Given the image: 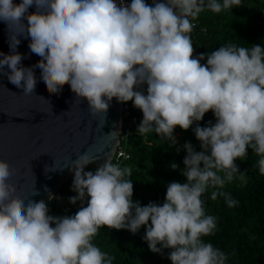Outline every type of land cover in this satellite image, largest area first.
<instances>
[{"label":"clouds","instance_id":"obj_1","mask_svg":"<svg viewBox=\"0 0 264 264\" xmlns=\"http://www.w3.org/2000/svg\"><path fill=\"white\" fill-rule=\"evenodd\" d=\"M240 5L241 0H0L12 53L0 52V75L24 95L35 93L34 69L39 68L49 94L58 95L68 85L77 100L87 101L93 116L106 119L114 98L133 102L143 114L137 133L154 131L173 146L177 127L188 131L209 111L216 118L214 125L195 127L202 151L184 145L181 174L187 183H170L162 205L133 201L130 168L106 160L85 171L95 162L85 152L72 162L76 195L69 202L87 198L86 206L73 216H52L45 201L26 202L15 195L8 182L15 169L0 160V264H113L92 242L99 229L135 235L142 226L149 250H170L172 264H226L225 253L203 239L214 235L217 222L206 215L201 197L237 174L244 179L235 161L245 160L248 149L260 157L264 175V47L227 43L202 64L205 54L194 55L189 18L197 19L205 9L218 14ZM31 7L35 12L29 13ZM20 35L30 38L31 53L41 57L33 67L21 65ZM218 195L230 208L237 203L224 192L214 191L211 198Z\"/></svg>","mask_w":264,"mask_h":264},{"label":"trees","instance_id":"obj_2","mask_svg":"<svg viewBox=\"0 0 264 264\" xmlns=\"http://www.w3.org/2000/svg\"><path fill=\"white\" fill-rule=\"evenodd\" d=\"M196 21L198 24L191 32V40L194 55L205 54L202 64H206L207 54L227 43L264 47V0H241L239 7L234 6L218 14L205 9ZM215 123L216 118L209 111L199 125L194 123L188 131L177 127L175 133L179 137L174 146L154 131L121 140V146L129 158L119 163V166L131 169L128 179L133 182V201L139 202L141 206L149 203L162 205L170 183H187L186 177L181 174L185 169L183 161L187 155L184 145L190 143L194 151L201 152V144L196 139L194 129ZM259 159L248 149L245 160L235 161L239 171L245 173L244 179H239L237 174L231 183L226 182L220 189L209 188L201 197L206 215L216 217L217 222L214 235L203 239L225 253L226 264H264V175L259 171ZM111 162L116 164L114 160ZM173 163L177 165L176 170L171 168ZM95 169L90 166L84 170ZM220 175L223 177V173ZM73 180L74 177L55 195L57 198L62 197V204L56 203L54 198L47 202L49 215L73 216L81 204L85 203L86 206L87 198L75 205L69 202V198L76 195L72 190ZM214 191L227 193L237 202L236 205L230 208L225 197L220 195L213 200L211 197ZM145 232L144 226L135 235L126 229L102 227L92 242L113 258V264H172L168 259L170 250L165 249L162 254L149 250L144 240Z\"/></svg>","mask_w":264,"mask_h":264},{"label":"water","instance_id":"obj_3","mask_svg":"<svg viewBox=\"0 0 264 264\" xmlns=\"http://www.w3.org/2000/svg\"><path fill=\"white\" fill-rule=\"evenodd\" d=\"M35 10L31 7L29 13ZM24 23L27 24L26 19ZM15 30L22 28L17 26ZM17 38L20 44L16 51L24 56L21 65L33 67L41 57L31 53L30 38ZM0 52L12 54L8 27L2 21ZM34 72L37 85L31 95H24L22 88L11 84L6 75H0V160L15 169L8 182L14 184L16 196L26 202L47 203L50 194L55 197L72 180V162L79 155L87 152L94 156L95 162L87 167L96 169L106 160L111 161L120 139L121 108L114 98L106 119L93 116L87 101L77 100L68 85L60 94L51 95L41 80V70L35 68ZM54 167L63 170L52 171Z\"/></svg>","mask_w":264,"mask_h":264},{"label":"built area","instance_id":"obj_4","mask_svg":"<svg viewBox=\"0 0 264 264\" xmlns=\"http://www.w3.org/2000/svg\"><path fill=\"white\" fill-rule=\"evenodd\" d=\"M119 2V0H118ZM124 2L130 3L131 0H124ZM149 4L153 2V0H147ZM193 23L194 27L192 32L197 27V21L192 20L189 18ZM146 94V87L144 88ZM121 108V132H120V139L119 144L114 152V155L111 159L114 160L116 164H119L129 158V155L126 153L125 149L121 146V140H128L131 137L138 135L137 128L141 121L143 120V114L141 111L136 109L133 105V102L129 101L127 103H120ZM173 135L177 138L179 134L176 132ZM57 203L60 205L62 204V199H57ZM67 210V209H66Z\"/></svg>","mask_w":264,"mask_h":264},{"label":"rangeland","instance_id":"obj_5","mask_svg":"<svg viewBox=\"0 0 264 264\" xmlns=\"http://www.w3.org/2000/svg\"><path fill=\"white\" fill-rule=\"evenodd\" d=\"M54 199H55V200H57V199H62V197H60V198L54 197ZM56 203H57V201H56Z\"/></svg>","mask_w":264,"mask_h":264}]
</instances>
